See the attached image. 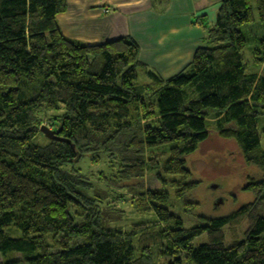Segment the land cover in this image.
I'll list each match as a JSON object with an SVG mask.
<instances>
[{
    "label": "trees",
    "instance_id": "16d2710c",
    "mask_svg": "<svg viewBox=\"0 0 264 264\" xmlns=\"http://www.w3.org/2000/svg\"><path fill=\"white\" fill-rule=\"evenodd\" d=\"M67 8L68 0H0L8 53L0 63V264H157L161 256L169 264H264V0H222L212 28L197 23L205 45L166 80L139 61L130 37H65L58 17ZM249 37L258 42L253 71L242 55ZM44 124L75 148L37 143ZM213 133L258 170L247 186L255 200L185 227L168 206L195 211L199 183L186 158ZM84 156L93 165L110 160L117 184L154 174L162 189L139 192L135 204L157 221L129 233L107 226L99 202L78 198L87 187L81 175L63 170Z\"/></svg>",
    "mask_w": 264,
    "mask_h": 264
},
{
    "label": "rangeland",
    "instance_id": "374dc122",
    "mask_svg": "<svg viewBox=\"0 0 264 264\" xmlns=\"http://www.w3.org/2000/svg\"><path fill=\"white\" fill-rule=\"evenodd\" d=\"M85 1L88 9H86V12L80 19L81 25L90 21V15H86V13L91 9H95V7L89 5L88 0ZM71 2L72 1L68 0L66 13L70 10ZM254 14L257 19L256 12H254ZM200 18L202 19V17ZM205 21L207 24L206 27L209 26L212 28L215 25V23L210 24L206 19ZM199 28L203 31L204 42L206 38L204 24L200 22ZM61 33L64 35L63 29ZM3 40L4 34L0 26V42ZM74 41L85 44L79 39H75ZM203 44L205 45V43ZM257 46V40L251 41L249 37L247 47L242 53L245 65L248 67L249 71H253L254 69L252 57L253 51ZM7 59L8 53L0 47V63L5 62ZM148 68L151 69L150 67ZM4 72L3 69H0V78L3 76ZM156 74L162 79H165L159 73L156 72ZM141 78H144V75H141ZM258 122L259 131H263L264 115L259 117ZM42 126L47 127L46 124ZM261 135L264 143V136L263 134ZM46 140L48 139L42 135L37 137V143L43 144ZM186 161L188 168L192 172L193 181L199 183L196 190L192 193V197L196 203L194 206L195 211L192 215H187L184 213L183 206L180 204L174 208L168 206V210H171L172 213L183 219L185 227L206 226V221L201 220L199 218L200 215L213 218L226 217L239 210L245 204H249L255 200V196L252 194L253 192L247 190V186L249 187L248 184L251 183V177H254V179L257 176L259 177V172L255 168L247 167L244 164L241 151L234 141L223 140L216 133H213L211 137L199 147L197 152L186 158ZM110 162V160L108 161L105 159L101 164L93 165L90 161V157L84 156L79 162L65 166L63 170H73L75 174L77 172L81 175V179L87 183V187H81L82 189L77 192L78 198L82 201L86 199H95L97 203L99 202L98 204L100 207H98V209L102 213V221L107 226L111 228H120L124 233H129L138 226L143 227L146 223L156 222L157 219L154 214L143 213L136 207L135 203L139 201V192L161 190L163 185L156 180L155 175L152 173H147L144 179L141 180L136 179L130 183L117 184L118 182H115L113 179L115 171L111 170L113 163ZM173 191L174 190L171 191V194ZM247 227V221H244L239 227H236L239 238L242 239V233ZM231 228L232 227L226 228L225 233L228 240L232 234ZM18 235L19 234H12L10 237L17 238ZM202 242H205L204 236L198 239L195 244L198 246ZM1 261L0 257V263ZM171 261L172 258L161 256L158 258L157 264H169Z\"/></svg>",
    "mask_w": 264,
    "mask_h": 264
},
{
    "label": "crops",
    "instance_id": "0c3cea01",
    "mask_svg": "<svg viewBox=\"0 0 264 264\" xmlns=\"http://www.w3.org/2000/svg\"><path fill=\"white\" fill-rule=\"evenodd\" d=\"M70 1V10L58 17L67 38L99 44L130 37L139 46V61L166 80L181 73L204 46L197 23L200 17L215 23L222 0H88L95 9L82 25L86 1Z\"/></svg>",
    "mask_w": 264,
    "mask_h": 264
},
{
    "label": "water",
    "instance_id": "95a60500",
    "mask_svg": "<svg viewBox=\"0 0 264 264\" xmlns=\"http://www.w3.org/2000/svg\"><path fill=\"white\" fill-rule=\"evenodd\" d=\"M40 130H41L42 134H44V136L50 141H57V142L67 143V144L71 145L70 141L59 136L61 130L53 131L46 126H42ZM71 146H72V149L75 148L74 145H71Z\"/></svg>",
    "mask_w": 264,
    "mask_h": 264
}]
</instances>
